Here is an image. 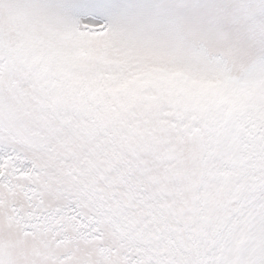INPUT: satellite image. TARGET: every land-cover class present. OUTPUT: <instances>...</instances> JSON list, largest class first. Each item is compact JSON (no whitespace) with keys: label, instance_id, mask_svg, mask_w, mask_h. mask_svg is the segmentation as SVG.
Segmentation results:
<instances>
[{"label":"snow or ice","instance_id":"1","mask_svg":"<svg viewBox=\"0 0 264 264\" xmlns=\"http://www.w3.org/2000/svg\"><path fill=\"white\" fill-rule=\"evenodd\" d=\"M0 264H264V0H0Z\"/></svg>","mask_w":264,"mask_h":264}]
</instances>
